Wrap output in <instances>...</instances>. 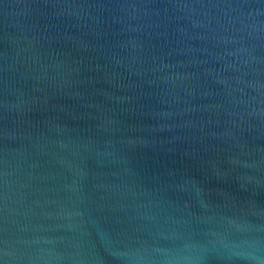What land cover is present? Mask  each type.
Instances as JSON below:
<instances>
[{
	"label": "water",
	"instance_id": "water-1",
	"mask_svg": "<svg viewBox=\"0 0 264 264\" xmlns=\"http://www.w3.org/2000/svg\"><path fill=\"white\" fill-rule=\"evenodd\" d=\"M0 264H264V0H0Z\"/></svg>",
	"mask_w": 264,
	"mask_h": 264
}]
</instances>
